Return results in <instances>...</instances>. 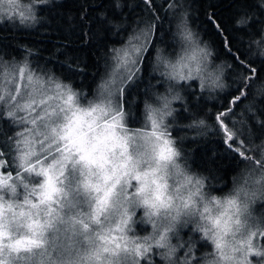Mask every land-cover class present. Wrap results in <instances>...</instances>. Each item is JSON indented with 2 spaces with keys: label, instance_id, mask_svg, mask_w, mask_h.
<instances>
[{
  "label": "snow or ice",
  "instance_id": "obj_1",
  "mask_svg": "<svg viewBox=\"0 0 264 264\" xmlns=\"http://www.w3.org/2000/svg\"><path fill=\"white\" fill-rule=\"evenodd\" d=\"M16 2L0 0V19L12 18L8 12ZM141 2L149 20L123 48L109 49L113 61L124 63L98 85V103L82 106L79 97L84 94L70 83L48 72L37 75L27 60L21 66L0 57V120L9 127L0 140V264H154L157 257L165 264H253V258L255 264H264V244L253 242L258 234L264 239V227L256 224L250 211L254 202L264 209V76H259L248 54L224 36L214 16L208 21L223 37L222 51L231 63L212 62L213 52L196 41L180 11V0ZM76 3L78 39L85 44L97 40L103 45L114 29L124 28L120 0L112 4L111 16L102 12L111 0ZM51 4L52 0H33L28 15L19 14L20 22L37 23V12ZM240 8L234 24L264 56V0H243ZM158 9L179 16L181 38L196 48V54L187 58L195 61L194 66L183 58L174 64L158 53L163 30ZM94 12L102 14L93 20ZM153 53L169 84L164 93L156 90L149 96L151 103H144L151 129L147 135L133 131L138 120L132 100L143 86ZM215 59L220 60L221 53ZM178 66L187 72L177 71ZM66 67L73 74L81 71L72 62ZM226 71L235 87L224 83ZM197 78L201 91H224L225 102L211 117L212 134L251 168L245 187H236L223 198L205 191L208 177L192 173L190 153L182 147L184 139L178 138L181 129L173 127L181 117L190 120L186 129L207 134L209 125L192 112L199 107L196 93L187 86L189 103L176 90L185 87L180 81ZM174 101L181 102L179 108L173 107ZM177 173L185 181L180 188L169 183ZM25 207L27 211L15 210ZM213 207L224 210L212 215ZM138 210L153 233L129 241L127 233L136 225ZM201 242H211L214 250L203 254L200 249L207 245Z\"/></svg>",
  "mask_w": 264,
  "mask_h": 264
},
{
  "label": "trees",
  "instance_id": "obj_2",
  "mask_svg": "<svg viewBox=\"0 0 264 264\" xmlns=\"http://www.w3.org/2000/svg\"><path fill=\"white\" fill-rule=\"evenodd\" d=\"M194 1L200 2L202 0ZM205 1L206 0H204V3ZM114 3L115 0H111V3L106 6L102 12H107L109 16H111L113 12L112 4ZM120 3L124 6L121 9V11H123V17L121 18L123 24L128 23L135 28L140 22H145L147 19L149 20V13L145 11V5L141 0H120ZM156 3L163 4L164 0H156ZM242 3L243 0H225L215 5L212 4L211 0H207L203 5L202 19L209 23L208 16H214L216 22L225 30L224 36L234 41L236 48H240L242 52L247 53L248 59L255 62L253 63V67L256 68L259 76H264V56H260L259 50L254 45L250 46V42L246 43L247 48H245L244 46L246 44L244 42L241 43L239 39L236 41L230 34V29L225 20L227 16H236L232 18V20H235L241 11L240 5ZM58 4H62L63 6L56 7ZM252 11L258 15L256 9ZM78 12L79 9L76 0H52V4L47 6L44 11L37 12V23L22 24L19 22L20 24H18V22H16L13 24L10 21L0 23V57L19 64L27 60L36 73L48 72L54 77H58L70 83L74 88L82 90L85 97L94 95L97 93L98 85L105 78L113 62L109 49L113 47L117 48L119 45L123 44L126 40L125 35L128 32L130 33L134 28L132 30L121 29L122 31L114 29L104 41L103 45L97 40H92L85 44L78 39V34L80 32V23L77 19ZM89 12H91V9H89ZM102 12L91 13L93 20H96V17L101 15ZM133 13H137V15H133ZM156 16L163 29L160 32V40L157 44L158 53L160 54L161 50L164 48V43L162 42L163 37L169 32L167 9H158ZM119 22L120 21H116V23ZM180 22L179 19L172 25L173 34L176 38L175 41L179 40L178 24H180ZM89 23H91V21ZM209 24L212 27L211 32L218 35L215 46L222 49L223 37L211 23ZM97 27H99V25H97ZM239 32L243 33L241 31ZM120 33H122V35H120ZM104 35L105 34L101 32V38H103ZM244 41H247V39ZM180 47L181 43H178L176 49L177 55H179ZM27 50H31L33 55H28ZM156 55L157 53H153L152 63L147 73L144 74L143 86L139 87L137 93L133 94L135 98L132 100V110L138 120L135 127L148 123L144 103L152 102L149 100V96L153 94V89L155 88L153 84L162 79L160 70L156 64ZM223 58L229 63L232 62L231 57L226 53H223L222 59ZM70 62H72L73 68L79 65L81 71L75 74L70 72L66 67ZM68 76H71L70 80L65 79V77ZM230 81L233 83V80ZM159 86H157V88ZM231 87H235V85ZM193 88L196 90L195 93L197 95L198 89L195 87ZM227 90H230V88ZM145 92H147V95L144 94ZM208 98L210 101L199 103L198 108L192 109L193 113L198 114L209 125L207 134L201 136L199 130L186 129L185 126L190 123V120L181 119L179 122H181L183 127L180 128L181 131L178 138L184 139L182 147L187 153H190L188 161L189 164L192 165V168L209 178L210 182L215 186L213 191L223 194L228 192L233 185L237 183V180L242 177L249 165L229 152L224 145L220 143L219 136L212 134L213 121L211 117L219 110L220 106L224 104V91L214 95L208 93L206 99ZM189 103H191V101H189ZM235 119L234 117V120ZM8 133V125L3 120H0V140ZM176 135L177 133L175 131L173 136ZM191 137H196L198 142L193 143L190 139ZM259 143L260 141H257V144ZM251 155L253 159L259 160V156L255 152H252ZM207 250L209 253L213 251L211 244L207 245Z\"/></svg>",
  "mask_w": 264,
  "mask_h": 264
},
{
  "label": "rangeland",
  "instance_id": "obj_3",
  "mask_svg": "<svg viewBox=\"0 0 264 264\" xmlns=\"http://www.w3.org/2000/svg\"><path fill=\"white\" fill-rule=\"evenodd\" d=\"M212 4H219L222 1L225 0H211ZM207 2V0L205 1V3ZM180 3L183 5V9L180 10L182 12V14L186 17V21L188 24V27L191 29V31L194 33L195 35V39L196 41L200 44V47H204L207 46L212 52H213V60L212 62L214 64H220L222 63L224 60V58L222 59L223 56V51L220 47H216L215 46V42L218 39V35L216 33L211 32L212 31V27L209 23H207L206 21H204L202 19L203 16V5L204 0L200 1V2H196L194 0H180ZM33 5V0H17L16 2V6L12 9V11L8 12V16H11V19L8 18H3L0 19V23L6 22V21H10L11 23L15 24L16 22H18V24H20V13L23 12L25 16L28 15L30 8ZM168 12V28H169V32L167 33L166 36L163 37L162 42L164 43V48L161 50V53L166 59L170 60L172 63L179 65V63L182 61L183 58V62L189 63L191 66L195 65V61H189L187 58L193 54H196V48L195 46H189V44L184 41L180 34L178 35V39L177 41H175V36L173 34V28L172 25H174V23L179 20V16L175 13V11H169ZM113 13V12H112ZM133 15H137V13H133ZM236 16H227L226 17V23L228 28L230 29L229 32L232 35L233 38L239 39L242 42H244L245 44L248 43L250 41V38L246 35H244V33H240L238 31V27L234 24L235 20H232V18H235ZM53 19V18H52ZM38 20V18H37ZM148 21V19H147ZM20 22V23H19ZM25 24H32L30 21H25ZM144 22H140L135 28L130 26V24L128 23H124V28H122L123 30H133L130 31V33L128 32L125 35V42L121 45H119L117 48H123L125 45L128 44L129 39L133 36L134 32H137L138 28H142L143 27ZM236 26V27H235ZM122 31V30H121ZM179 31V30H178ZM120 35H122V33H120ZM124 36V35H123ZM245 39H247V41H244ZM181 43V47H180V51H179V55H177V46L178 43ZM245 48H247V44L244 46ZM246 50V49H245ZM217 53H221V59L220 60H216L215 59V55ZM4 59V58H3ZM4 61L9 62L11 64H17V63H13L10 62V60H6L4 59ZM124 63L123 59H121L120 61H113L112 65L108 71V73H112L113 70L115 69L116 72L119 71L121 65ZM229 63V62H228ZM23 62H21V66H22ZM30 65V64H29ZM32 68V67H31ZM33 70V68H32ZM177 71H184L187 72V68L181 69L179 66L176 69ZM34 71V70H33ZM166 71H171L170 69H166ZM7 72V70H6ZM35 72V71H34ZM37 75H39L37 73ZM227 75L228 72L226 71L225 73V79H224V83L228 86H233L234 84L231 83L230 79H227ZM107 79V76H105V78L103 80ZM65 82V81H64ZM18 83L20 84L21 87H23V81H18ZM68 83V82H65ZM171 83L175 84V81H172ZM163 84V87H160L159 85ZM168 84L169 82L166 81V77H162V79L158 82H155L153 85L155 86V88L153 89V92H155L156 90L159 91V93H164L165 90L168 88ZM180 85H184L185 87H177V91L180 92V94L182 96L185 97L186 101H190V97L188 95V91H186L185 89L187 88L188 85L191 86L190 91H194L196 92V90L193 88L195 87L196 89H198V94L196 95L199 98V103H205L210 101V99H206L208 93L210 95H214V94H219V92H223V90L217 89L215 91L209 90V89H205L204 91L200 90V79L197 78L195 80H189V81H180L179 82ZM193 85V86H192ZM157 86H159L157 88ZM73 87V86H72ZM73 89L79 93L84 94V92L82 90L76 89L73 87ZM97 93H95L94 95L90 96V97H85V95H81L79 97V103L82 106H88L89 103L95 104L100 102L99 101V93H100V89L98 88ZM201 97H200V96ZM214 102V101H213ZM151 103V102H149ZM180 101H174L173 102V107L175 108H179L180 105ZM186 115V114H185ZM181 119V117L177 118V125H174L173 127L176 128H182L183 125L181 124V122H179ZM133 131L135 132H143L146 133L147 135L151 134V129H150V122L148 121V123L146 125H140L138 127H134ZM175 132V130L173 131V133ZM31 140H35V137H30ZM255 143H257V141H255ZM37 147V145L35 143L32 144L31 146V150H35ZM19 155V154H18ZM190 165V169L192 171L193 174H199L201 176H204L202 173L196 171L195 169L192 168V165ZM257 167H259V165H257ZM251 171L250 166L247 168V170L245 171V173L242 175L241 178H239L237 180V183H235L233 185V187L226 193L223 194H219L216 193L215 191H213V189L215 188L214 184L210 182V180H208V184L205 188V191L210 192L211 195L213 196H217L218 198H223L225 196H227L228 194H230L234 188L236 187H245L244 186V179H247V174L248 172ZM205 177V176H204ZM184 177H182L180 174H175L174 176H172L169 180L170 184H173L175 187L180 188L182 185H184ZM31 186V185H30ZM247 190V189H245ZM19 191V190H18ZM16 203L18 204L19 201H16ZM16 211H27V208H15ZM224 209H217L216 207H213L212 209V215H216L218 214V211H222ZM250 211L252 214V218L253 220L256 222L257 225L264 227V224L261 223L262 219H264V209L260 208V205L258 202H254L251 206H250ZM5 215H7V211L5 208ZM134 219L136 220V225L134 227V229L130 232L127 233V238L129 241H133V240H141L144 237L150 236L153 233V228L151 226L150 223H148L146 221V218H143L139 215V210L137 213V216L134 217ZM144 221V222H141ZM251 223V221H250ZM185 231H187V229H185ZM112 235H117V233L114 231L112 233ZM254 243H258V244H264V239L259 238V234L257 236L256 239H254L253 241ZM174 243V242H173ZM201 243H206V245L211 244V242H201ZM197 247H200V245H197ZM213 250H214V246H212ZM200 251L207 255L209 253V251L207 250V246L202 247L200 249ZM154 264H165V262L163 260H161L159 257H157L154 261ZM253 264H255V258H253Z\"/></svg>",
  "mask_w": 264,
  "mask_h": 264
}]
</instances>
